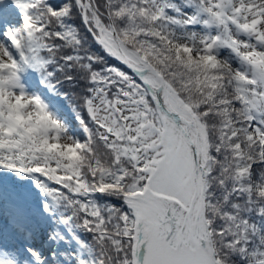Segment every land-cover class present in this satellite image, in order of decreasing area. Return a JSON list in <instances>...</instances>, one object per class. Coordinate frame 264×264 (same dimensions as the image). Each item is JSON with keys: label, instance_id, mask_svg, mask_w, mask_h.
I'll use <instances>...</instances> for the list:
<instances>
[{"label": "snow or ice", "instance_id": "obj_1", "mask_svg": "<svg viewBox=\"0 0 264 264\" xmlns=\"http://www.w3.org/2000/svg\"><path fill=\"white\" fill-rule=\"evenodd\" d=\"M0 0V264H264V0Z\"/></svg>", "mask_w": 264, "mask_h": 264}, {"label": "rangeland", "instance_id": "obj_2", "mask_svg": "<svg viewBox=\"0 0 264 264\" xmlns=\"http://www.w3.org/2000/svg\"><path fill=\"white\" fill-rule=\"evenodd\" d=\"M6 6H5V8H4V11L6 10V11H8L9 9H7V8H9V6H11V3H10V0H9V3H7V4H5Z\"/></svg>", "mask_w": 264, "mask_h": 264}, {"label": "trees", "instance_id": "obj_3", "mask_svg": "<svg viewBox=\"0 0 264 264\" xmlns=\"http://www.w3.org/2000/svg\"><path fill=\"white\" fill-rule=\"evenodd\" d=\"M6 5H4L3 7H5ZM7 9H12V6H9V8H7ZM9 10L8 11H5L6 13H8L9 12ZM12 11L14 12V9H12Z\"/></svg>", "mask_w": 264, "mask_h": 264}]
</instances>
